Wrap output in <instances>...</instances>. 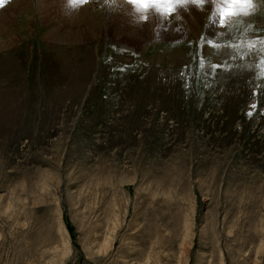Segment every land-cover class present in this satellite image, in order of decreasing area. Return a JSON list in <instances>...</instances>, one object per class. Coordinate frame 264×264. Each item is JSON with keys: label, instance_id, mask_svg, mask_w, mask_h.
<instances>
[{"label": "rangeland", "instance_id": "obj_1", "mask_svg": "<svg viewBox=\"0 0 264 264\" xmlns=\"http://www.w3.org/2000/svg\"><path fill=\"white\" fill-rule=\"evenodd\" d=\"M256 4L251 33L208 3L152 44L122 0L86 6L98 29L0 9V264H264V77L243 67L264 53L202 42L243 52Z\"/></svg>", "mask_w": 264, "mask_h": 264}, {"label": "clouds", "instance_id": "obj_2", "mask_svg": "<svg viewBox=\"0 0 264 264\" xmlns=\"http://www.w3.org/2000/svg\"><path fill=\"white\" fill-rule=\"evenodd\" d=\"M12 0H7V3L0 4V9H3ZM118 0H116V3ZM32 10L39 14L46 7L44 0H29ZM93 0H60V12L69 20L78 18L86 11V6L91 5ZM125 7L130 5V12L127 14L131 17V22L143 30L144 25L148 26V32L151 35V40L146 41L148 44L161 42L160 31L167 23L169 27L173 23L177 25L174 31L187 30L184 26L187 21L181 12L191 14L190 7L194 6L199 11H204L206 0H135V3L129 0H122ZM108 5V0H105ZM213 10L219 16L220 28H226L227 32H232L234 29H239L242 34H246L252 30L253 25L245 24L248 17H252L258 7L254 0H224L222 4L213 3ZM167 30V29H165ZM225 33L220 32L218 36H223ZM213 48H239L244 46V41L236 43L224 42L219 43L215 39L208 41Z\"/></svg>", "mask_w": 264, "mask_h": 264}, {"label": "snow or ice", "instance_id": "obj_3", "mask_svg": "<svg viewBox=\"0 0 264 264\" xmlns=\"http://www.w3.org/2000/svg\"><path fill=\"white\" fill-rule=\"evenodd\" d=\"M130 4L135 3V0H129ZM224 0H206V4L208 3H215V4H222ZM255 3H257V0H254ZM7 3V0H0V4ZM108 4H116V0H108ZM205 4V5H206ZM214 14H217L216 12ZM250 18L248 17L245 20V24H250ZM227 30V29H226ZM249 31L248 33H251ZM209 40H203V44L205 47L210 46L208 43ZM259 44L261 47L259 49L260 53H264V37H258L253 39L251 36H248L247 38V48L244 49L243 52L240 51V48H229V47H223V52H226L229 57H231L233 60L239 58L241 60L245 59L249 55L254 54L253 50L255 48V45ZM215 49H222V48H215ZM242 57V58H241ZM208 59L207 67L211 69V71L215 74H219L221 71L226 73H231V71L234 69V65L229 63L228 61L224 62H212L209 58H201L198 60V65L200 68H205V60ZM243 67L250 68L256 71L258 77H264V54L259 55L258 61L250 64L243 65ZM252 108H255L256 105H251ZM251 115V112L248 113Z\"/></svg>", "mask_w": 264, "mask_h": 264}, {"label": "bare ground", "instance_id": "obj_4", "mask_svg": "<svg viewBox=\"0 0 264 264\" xmlns=\"http://www.w3.org/2000/svg\"><path fill=\"white\" fill-rule=\"evenodd\" d=\"M105 1V0H104ZM44 3H45V5H46V7L43 9V11L41 12V13H39V14H37V13H35L33 10H31V12L30 13H35L36 15H37V18L39 19V20H41V19H47V16H48V14L50 13V12H52L51 11V9H54V8H56L58 11H60V0H44ZM120 7H122V8H124L125 7V5H121ZM192 7V6H191ZM194 7V6H193ZM114 7L113 6H111V8H110V11L111 10H113L114 12H115V9L116 10H119V9H117L116 7H115V9H113ZM128 8H130V7H128ZM91 7H87L86 8V11L85 12H83V14L81 15V16H79L78 18H76V19H78V20H82L83 22H85L87 25H90L92 28H100V25H103L104 23H105V21H104V16H109V12H106V14H104L105 12H103V11H99V13L97 12L96 13V16H91V13H90V11H91ZM125 9V8H124ZM24 10V9H23ZM28 11V10H27ZM123 11V10H122ZM198 12V10L196 9V10H191V18L193 19V17L195 16V13L194 12ZM4 12V11H3ZM6 12L7 11H5V13H3L4 14V16H6ZM9 12V11H8ZM15 12L20 16V15H22V14H19V12H20V10L18 11V10H15ZM29 12V11H28ZM101 12V13H100ZM128 12H130V11H128ZM181 12L182 13H185V12H183V10L181 9ZM2 14V15H3ZM27 16V15H26ZM111 16V15H110ZM115 18H116V16L115 15H113ZM63 18V17H62ZM117 19H119V18H117ZM131 19V18H130ZM74 20V19H73ZM92 20V21H91ZM106 20V19H105ZM2 21V20H1ZM0 21V22H1ZM43 21V20H42ZM77 21V20H76ZM98 21V22H97ZM3 22H4V20H3ZM77 23V22H76ZM115 30V29H114ZM97 31V30H96ZM52 32V31H51ZM115 33H120L119 32V30L118 29H116L115 30ZM47 34V36H50V31H48V33H46ZM210 35L212 36V37H215V35H214V33H212V32H210ZM132 36H134V35H132ZM135 37V39L137 40H139V38H136V36H134ZM134 40V39H133Z\"/></svg>", "mask_w": 264, "mask_h": 264}]
</instances>
